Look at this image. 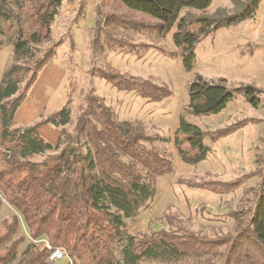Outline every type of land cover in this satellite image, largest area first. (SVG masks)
I'll use <instances>...</instances> for the list:
<instances>
[{"label":"trees","instance_id":"obj_1","mask_svg":"<svg viewBox=\"0 0 264 264\" xmlns=\"http://www.w3.org/2000/svg\"><path fill=\"white\" fill-rule=\"evenodd\" d=\"M10 1L18 10L25 3ZM26 1L32 9L30 15L26 14L27 27L35 26L37 31L26 35L20 26L23 24L18 22L19 38L13 42L14 61L4 69L0 79V194L23 219L29 238L44 239L49 247L28 244L16 262L24 239L16 237L19 221L16 215H11L0 223V264H63V261H49L51 250L56 248L65 252L71 264H115L112 243L121 234L124 219L135 217L153 199L154 178L173 169L171 154L146 147L144 143H151L157 137L135 131L129 122L118 121L92 92L86 94L85 107L75 121L73 133L64 136L61 130L62 136L55 146L44 140L38 129L46 124L54 128L69 124V97L58 111L32 124L15 126L17 109L38 74L55 55L51 49L39 54L33 45L49 38L50 26L62 0ZM211 1L120 0L129 10L149 16L156 24L144 26L115 16H109L105 23L133 30L148 27L162 36L175 27L173 45L181 53L184 70L191 71L195 45L200 39L252 18L259 3V0L242 3L231 0L236 5L232 14L220 10L208 15L205 11ZM12 13L9 0H0V20L6 21ZM99 42L100 38L93 39V49L99 47ZM103 42L110 49H134L133 44L112 31L104 34ZM95 75L118 91L132 92L151 102L170 95L165 87L125 72L98 70ZM235 93L241 94L251 106L258 105L257 90L252 86L229 90L224 80L207 83L197 77L187 88V112L194 116L219 114ZM250 121L254 120L243 119L214 131H201L180 116L174 141L182 152V160L196 164L209 152L203 144L205 137L217 141ZM50 151L56 152L39 162L30 160ZM262 160L264 164V144ZM258 172L260 181L251 190L254 197L251 214L236 212L232 232L208 236L175 226L139 238L128 236L120 250L123 263L264 264V167ZM190 186L221 194L234 191L239 183L203 182Z\"/></svg>","mask_w":264,"mask_h":264},{"label":"rangeland","instance_id":"obj_2","mask_svg":"<svg viewBox=\"0 0 264 264\" xmlns=\"http://www.w3.org/2000/svg\"><path fill=\"white\" fill-rule=\"evenodd\" d=\"M24 1L23 8L18 10L9 0L13 13L6 21L0 20V79L4 69L14 61L13 42L19 38L18 22L23 24L20 26L26 35L37 31L35 26L27 27L26 14L30 15L32 9L30 2ZM235 9L231 0H212L205 13L212 15L224 10L232 14ZM109 16L144 26L156 24L149 16L126 8L120 0H62L50 26L49 38H42L40 43L33 45L39 54L46 49L55 53L45 66L54 67L55 73L46 76L44 67L26 95H42L47 98L46 106L32 121L24 125L15 122V126L32 124L40 117L58 111L69 97V124L63 128L47 124L48 130L42 132L48 138L54 136L52 144L55 146L62 136L61 130H64V136L73 133L75 121L85 107L86 94L92 92L112 110L118 121L129 122L135 131L157 137L151 143H144L146 147L171 154L173 169L154 178L153 199L135 217L124 219L121 234L112 243L115 264H124L120 250L128 236L139 238L175 226L208 236L232 232L236 212L251 214L249 209L253 208L254 199L251 190L260 181L258 170L264 167V0H259L252 18L202 37L195 45V64L191 71L184 70L181 53L173 45L175 27L162 36L148 27L133 30L106 24L105 19ZM107 31L128 40L134 49L107 48L103 42ZM94 38H100L99 47L94 43L96 49L92 47ZM98 70L125 72L148 79L165 87L170 95L159 102H151L132 92L118 91L95 75ZM51 77L55 80L49 83L47 79L51 80ZM197 77L207 83L224 80L229 90L252 86L257 90L258 105L251 106L241 94L235 93L233 100L219 114L191 115L187 112V88ZM180 116L201 131H214L243 119L254 121L214 142L205 137L203 144L209 148L206 158L189 164L182 160V152L174 141ZM80 145H84L83 141ZM55 152L33 156L30 160L39 162ZM203 182H238L239 186L221 194L190 186ZM0 200V223L16 215L19 221L16 237L24 239L16 262L26 252L28 244L49 247L44 239L31 240L21 216L6 204L1 194ZM66 263L71 264L67 258L63 261Z\"/></svg>","mask_w":264,"mask_h":264},{"label":"crops","instance_id":"obj_3","mask_svg":"<svg viewBox=\"0 0 264 264\" xmlns=\"http://www.w3.org/2000/svg\"><path fill=\"white\" fill-rule=\"evenodd\" d=\"M48 67H45L46 76L47 74H51L50 72L55 73V70L53 69L54 67H49V68ZM53 80H55L54 77L53 78L51 77V80L47 79L49 83L53 82ZM46 100L47 98L45 99L43 98L42 95H39V94L38 96H36L35 94H32L31 96H26L15 113L14 122L24 125L32 121L34 118L39 116L40 112L46 106V102H47ZM47 127H49L47 124L41 126L38 129V133L41 137L43 136L44 138H46L47 139L46 141L52 144L53 140L55 139L54 136H51L50 138H48L46 134L42 133L48 130Z\"/></svg>","mask_w":264,"mask_h":264},{"label":"built area","instance_id":"obj_4","mask_svg":"<svg viewBox=\"0 0 264 264\" xmlns=\"http://www.w3.org/2000/svg\"><path fill=\"white\" fill-rule=\"evenodd\" d=\"M50 260L52 262H61L66 258L65 252L61 248L51 250Z\"/></svg>","mask_w":264,"mask_h":264}]
</instances>
